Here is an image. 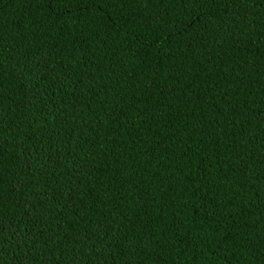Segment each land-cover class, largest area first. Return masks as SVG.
Returning a JSON list of instances; mask_svg holds the SVG:
<instances>
[{
  "label": "trees",
  "instance_id": "16d2710c",
  "mask_svg": "<svg viewBox=\"0 0 264 264\" xmlns=\"http://www.w3.org/2000/svg\"><path fill=\"white\" fill-rule=\"evenodd\" d=\"M0 264H264V0H0Z\"/></svg>",
  "mask_w": 264,
  "mask_h": 264
}]
</instances>
